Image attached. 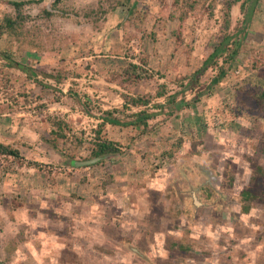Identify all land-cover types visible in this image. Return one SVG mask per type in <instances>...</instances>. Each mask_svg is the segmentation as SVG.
Masks as SVG:
<instances>
[{
  "label": "rangeland",
  "instance_id": "obj_1",
  "mask_svg": "<svg viewBox=\"0 0 264 264\" xmlns=\"http://www.w3.org/2000/svg\"><path fill=\"white\" fill-rule=\"evenodd\" d=\"M98 1L62 0L51 19L42 13L54 0L27 5L48 49L0 36V142L42 164L0 157V264H36L25 252L53 244L55 229L69 230L45 251L57 262L40 264H264V0H245L247 14L244 0L232 7L237 59L209 60L195 87L226 0H198L213 1L215 15L183 23L174 0H133L94 23L84 11ZM8 10L0 2V16ZM146 56L151 76L122 81ZM124 94L151 101L117 111ZM141 109L153 113L144 132L106 126L121 151L101 164L73 163L89 156L87 140H46L55 117L90 139L104 110L129 120ZM109 172L114 180L99 188Z\"/></svg>",
  "mask_w": 264,
  "mask_h": 264
},
{
  "label": "trees",
  "instance_id": "obj_2",
  "mask_svg": "<svg viewBox=\"0 0 264 264\" xmlns=\"http://www.w3.org/2000/svg\"><path fill=\"white\" fill-rule=\"evenodd\" d=\"M61 1L62 0H54L52 4L53 9L44 8L42 15L46 18L51 19L54 15L58 14V9H61ZM133 2V0H99L96 7L88 8L84 11V17L86 19H91L94 23H96L100 18H105L108 12L115 11L118 7L125 5L127 2ZM162 3L166 5L165 0H160ZM241 0H226L225 9H224V18L221 24L220 35L218 37V41L216 46L214 47V51L209 55V57L204 61L203 66L200 67L193 75H192V84L193 86H197L200 82L201 76L205 71L209 68V60H211L212 64L218 66L219 58L223 57L224 62L235 61L237 59L239 48L241 45L240 40H236L232 38V34L230 33V28L232 25V7L239 3ZM0 2H5L10 7V10L3 13L0 16V36L7 35L12 40V45L17 42L22 46L32 45L39 46L43 49H48L47 46V37L42 36L39 32L38 23L35 22V16L27 11L26 6L32 4L34 2H38V0H0ZM248 3H251L248 0ZM242 11L247 14V7L245 5V0L241 2ZM174 10L179 11L178 18L182 21V23L191 15V14H208L209 17L215 15L216 5L213 1L209 2L207 6L200 4L198 0H174L173 2ZM63 15H67V9H63ZM78 14L77 11H75ZM171 17L172 14H171ZM178 31V30H177ZM178 42L182 41L181 31L177 34ZM232 47V48H231ZM227 53H225L227 51ZM232 49V50H231ZM10 57L12 53H10ZM142 61V65L130 62L128 63L127 72L130 74L128 78H122L121 80L131 79L132 82L140 81L142 79L151 76L147 67H142L143 65L148 64V58L142 57L140 59ZM230 62V63H231ZM233 64V63H232ZM220 73L225 75L224 66L220 65ZM67 76L66 72H59L56 75V78H62ZM167 92L166 86L162 85L161 89L157 92V96H163ZM125 103L123 109H116L117 111H123L125 109H129L133 106H148L150 104L151 98L145 97L142 95L132 96L129 94L123 95ZM261 101L264 100V91H262L259 95ZM175 95H173L170 99L171 103L175 102ZM134 118L129 120H123L120 117L114 115L113 110H104L103 115L97 123V126L92 128L93 137L87 139L84 137L86 131L82 130L81 135H78L74 132V128L71 123L67 122L65 119L60 117H55L51 120L53 129L51 130L52 137L46 139L51 145L57 147V141L59 139L63 140H71L76 142L77 145H83L85 141L89 143L90 154L88 157H84L82 160L77 161H87L92 158L100 157V160L90 164H79L81 166H90L104 163L107 158L113 157L114 155L120 153V143L117 141L110 139L104 133L106 126L108 124L112 125H121V126H132L135 128H141V131L144 132L148 126V120L153 116V113L147 111L146 109H141L139 111H135L131 113ZM71 138V139H70ZM181 141L179 142V144ZM0 157H6L11 161H18L20 166H29L35 167L37 169H42V164L36 161L26 160V158L22 155L21 150L10 143L0 142ZM75 158V157H71ZM73 161L72 159L67 161L70 163ZM9 166H13L12 163L8 164ZM114 175L112 172H109L108 176L105 178H100L99 188L105 189L108 182H112L114 179ZM89 181V177L83 175L80 177V182L85 183ZM176 187V186H175ZM207 193V192H205ZM121 238V237H120ZM119 238V240H120Z\"/></svg>",
  "mask_w": 264,
  "mask_h": 264
},
{
  "label": "crops",
  "instance_id": "obj_3",
  "mask_svg": "<svg viewBox=\"0 0 264 264\" xmlns=\"http://www.w3.org/2000/svg\"><path fill=\"white\" fill-rule=\"evenodd\" d=\"M63 231H69L68 229H62ZM61 229H55L53 232L55 233V234H52L53 235V238H52V241L54 242V243H57V241H60V242H62L61 240H63L62 238H64V234L61 232L62 231ZM61 232V233H60ZM120 238V237H119ZM51 244L50 242L47 244V246H46V244L44 243L43 244V246H38L36 249H35V251H33V252H31V251H29V252H25V255L27 254L29 257H31L32 258V260H33V262H36V260H38L37 262H36V264H40V263H52V262H54V263H56L57 261H56V258L50 253V252H45L46 251V249H49L51 246H55V245H57V244ZM27 244V246H30V245H28V242L26 243ZM33 244V243H32ZM31 244V245H32ZM21 246V245H20ZM22 247V246H21ZM42 248H44L43 250H42ZM38 249V250H37ZM30 252H31V256L29 255L30 254ZM45 254H48L49 256H50V258H52L53 259V261H47L45 258L46 257H44V255ZM60 256V255H59ZM59 256H57V257H59ZM22 257H25V256H22ZM60 258H62V257H60ZM59 258V259H60ZM58 259V260H59ZM58 263H60V262H58ZM66 264H68L67 262H66Z\"/></svg>",
  "mask_w": 264,
  "mask_h": 264
},
{
  "label": "water",
  "instance_id": "obj_4",
  "mask_svg": "<svg viewBox=\"0 0 264 264\" xmlns=\"http://www.w3.org/2000/svg\"><path fill=\"white\" fill-rule=\"evenodd\" d=\"M100 160V157H96V158H92V159H89V160H87V161H76V160H74L73 161V163L75 164V165H79V164H90V163H94V162H97V161H99Z\"/></svg>",
  "mask_w": 264,
  "mask_h": 264
}]
</instances>
